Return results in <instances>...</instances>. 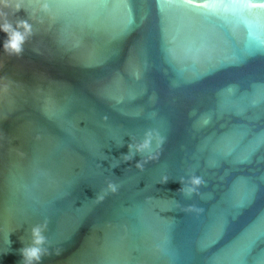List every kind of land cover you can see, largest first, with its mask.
Here are the masks:
<instances>
[{
	"label": "water",
	"instance_id": "obj_1",
	"mask_svg": "<svg viewBox=\"0 0 264 264\" xmlns=\"http://www.w3.org/2000/svg\"><path fill=\"white\" fill-rule=\"evenodd\" d=\"M5 12L0 264H24L37 224L53 252L37 264H264V9L12 0ZM149 134L143 168H113L121 142Z\"/></svg>",
	"mask_w": 264,
	"mask_h": 264
},
{
	"label": "clouds",
	"instance_id": "obj_2",
	"mask_svg": "<svg viewBox=\"0 0 264 264\" xmlns=\"http://www.w3.org/2000/svg\"><path fill=\"white\" fill-rule=\"evenodd\" d=\"M12 0H0V16L6 15L5 8L8 6ZM15 7L17 11H20L23 9V0H15ZM47 7V5H45ZM19 23H22L25 27H30L27 24V21H20ZM11 24H4L0 25V29L4 30L5 32L8 31L9 28H11ZM19 36L20 34L17 33ZM15 46V45H14ZM125 144H127L128 151L127 152H122L119 157H114L116 160V163L113 164V168H116L119 166L120 163H127L130 161L135 160L136 161V167L138 168H143L144 163L146 161L142 160H136V156L139 153H143L145 149H147L150 145V134H149V139H145L143 141H136L135 138L130 137L129 140L121 142L119 144V147H123ZM152 156H149L148 159H152ZM168 177L165 176L163 177V182L168 181ZM193 183L195 184H200L201 180L199 178H196ZM108 187L114 192L117 190V184L115 182L109 181ZM103 199V197H100ZM46 226V224L44 225ZM31 243L30 244H25L19 251L20 255L23 259L24 264H37L42 258L43 255H53L52 250L46 249L44 247H41L46 242V238L42 234V226L37 224L34 226H31ZM22 240L25 239L24 236L21 237ZM10 244L11 240L9 238ZM54 254L59 256L61 254V250L59 248H56L54 251Z\"/></svg>",
	"mask_w": 264,
	"mask_h": 264
},
{
	"label": "snow or ice",
	"instance_id": "obj_3",
	"mask_svg": "<svg viewBox=\"0 0 264 264\" xmlns=\"http://www.w3.org/2000/svg\"><path fill=\"white\" fill-rule=\"evenodd\" d=\"M185 6L193 9H199L202 7L211 8H247L249 10L264 9V3H255L253 0H204L202 4H196L195 0H185ZM259 15V13H254Z\"/></svg>",
	"mask_w": 264,
	"mask_h": 264
}]
</instances>
